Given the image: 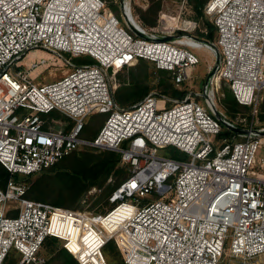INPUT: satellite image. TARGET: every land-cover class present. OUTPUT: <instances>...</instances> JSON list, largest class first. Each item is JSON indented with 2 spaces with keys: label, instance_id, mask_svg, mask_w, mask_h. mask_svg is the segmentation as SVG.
<instances>
[{
  "label": "built area",
  "instance_id": "2783aa9c",
  "mask_svg": "<svg viewBox=\"0 0 264 264\" xmlns=\"http://www.w3.org/2000/svg\"><path fill=\"white\" fill-rule=\"evenodd\" d=\"M132 1L121 0L125 29L103 0H0V164L29 177L94 148L122 154L131 172L106 215L31 200L29 188L11 178L0 188V264L12 257L44 264L39 253L47 238L66 242L78 264H109L105 249L119 239L124 264H250L264 255V160L256 162L264 130L231 122L216 102L226 82L240 105L259 104L264 0H211L206 15L217 28L215 43L192 35L201 27L196 21L179 22L177 36H168L167 24L144 27ZM197 43L216 56L202 93L175 101L154 93L128 109L116 103L111 71L145 60L171 72L181 88L200 64ZM39 49L97 63L72 65L61 80L36 84L20 65ZM95 114L109 117L96 139H84L85 121ZM225 128L231 141L222 139ZM168 148L186 159L161 157Z\"/></svg>",
  "mask_w": 264,
  "mask_h": 264
},
{
  "label": "rangeland",
  "instance_id": "374dc122",
  "mask_svg": "<svg viewBox=\"0 0 264 264\" xmlns=\"http://www.w3.org/2000/svg\"><path fill=\"white\" fill-rule=\"evenodd\" d=\"M106 3V6L108 9H110L114 15H116L119 20L121 21V25L127 29L128 27L125 24V21L122 17V9H121V0H103ZM211 0H208L204 7V17L197 19V14L194 10V7L192 5V0H133L132 1V10L134 17H138V21L141 22L140 16L141 13H146L150 10V8L160 3L161 8L158 12V18H157V24L155 26H144L149 29L159 28V27H168L170 36L174 28L179 27V22L184 21H196L200 24V29L196 30L192 33V35L202 40L205 33L202 31H208L207 30V24L214 25V20L212 17H209L206 15V8ZM116 6L115 10L111 9V6ZM207 17V18H206ZM167 24V26H166ZM182 35V32L177 31L172 36ZM204 41V40H203ZM193 52L198 56L200 59V64L190 73L191 77L188 79L187 83L181 88H176L178 92L184 94L181 98H172L170 96H165L171 101L175 100H183L185 99L190 92L198 93L203 92L204 88L206 87L210 75V70L212 67H214L216 62V56L211 51H209L206 48H200L198 50H193ZM86 60L88 61L89 58H75L71 56L70 54H53L47 50L39 49V50H33L29 52L26 56H24L22 62H21V70L30 72V77L34 80L36 84H50L55 83L59 80H61L66 74L71 72L72 65L78 66L80 65L79 61ZM45 60L46 64L40 66L37 69H33L34 64H41V62ZM147 66H140L132 68H126L122 71H118L114 73L113 71L110 72V82L112 89L114 91V96L117 92V90L126 84H128L130 81H132L135 77H147L148 82L147 84L153 88L152 91L148 94L150 96L154 93H159L160 91L157 89V85L159 80L161 79L159 76L156 75V71L158 70L156 66L152 63H146ZM94 65V64H93ZM189 73V74H190ZM172 85V78L170 81ZM227 92H232L234 95L232 89L230 88L229 84L226 82L221 83V87L219 89V92L216 95V102L218 107L223 109V101L227 98ZM161 94V93H160ZM146 96V98L148 97ZM235 97V95H234ZM236 98V97H235ZM237 100V99H236ZM203 105L206 107V103L203 100ZM262 103H263V94L260 97V101L258 106L251 107V112L249 114L245 115H239L237 118L233 121L238 126L246 127V128H253L254 130H264V121L261 119V109H262ZM172 103H168V108H171ZM133 107V106H132ZM130 107V108H132ZM221 109V110H222ZM264 114V112H262ZM55 121L61 122V123H67L66 119L63 118L61 115H53L50 116ZM85 125L88 127H93L94 122L92 120L86 119ZM98 128V126H97ZM226 129V128H225ZM95 128H91L89 130L84 131L82 134V138L90 140L93 137V133L95 132ZM222 139H226L231 141V137H222ZM241 140L239 137H235L234 140ZM98 150V149H97ZM81 151L90 152L92 154L98 155L104 150H85L83 148ZM159 155L161 157L170 158L172 156V153L170 150H160ZM264 160V148H261L256 153V162L259 165L260 162ZM130 169V168H129ZM131 173V172H130ZM41 177L40 174L37 176L32 177L31 179L22 182L24 183L28 189L32 188L35 181ZM57 180H61V178L56 177V182H54V186L58 185H67L69 181L58 183ZM117 179L114 178V180H109L108 183L102 188L96 186L91 188L89 191L84 193L80 200L75 204V206L78 208L77 211H88L94 214H102L106 215L110 211L114 209L115 206L111 204V198L114 194H110V191L108 189V186L111 183L112 185L116 184ZM51 188V187H50ZM43 191H47L46 186H42ZM54 198H57V195L55 194V197L51 198L52 200ZM160 197H156V200H159ZM122 239L115 240L111 243V247L107 249L106 254L108 256L109 264H124V257L126 255V252L124 251L125 247L123 245ZM60 244L63 248L67 249L66 242L60 240ZM68 250V249H67ZM68 252L73 255L69 250ZM40 258L43 260L44 264H57L56 262H51V258L53 257L52 254H50L49 250L42 249L39 254ZM74 256V255H73ZM75 258V256H74ZM76 259V258H75ZM10 264H17L15 261H11ZM250 264H264V255L258 258L255 261L250 262Z\"/></svg>",
  "mask_w": 264,
  "mask_h": 264
},
{
  "label": "trees",
  "instance_id": "16d2710c",
  "mask_svg": "<svg viewBox=\"0 0 264 264\" xmlns=\"http://www.w3.org/2000/svg\"><path fill=\"white\" fill-rule=\"evenodd\" d=\"M107 1V0H106ZM208 0H192V5L197 14V19L204 17V7ZM161 8L160 3L153 5L150 10L146 13H141L140 19L144 26H155L157 24L158 12ZM112 10L116 9V6H111ZM207 18V17H206ZM207 33L203 36L202 40L215 43L217 40V28L214 25L207 24ZM87 58V57H84ZM89 58V57H88ZM80 65L86 64H96L97 62L89 58L88 61H79ZM148 61L141 60L137 65L131 67V69L140 66H147ZM151 63V62H149ZM153 64V63H152ZM155 65V64H154ZM156 75L161 79L158 82L157 89L160 91L159 94L163 96H170L174 99L181 98L184 94L178 92L175 85L170 83L173 75L171 72L157 70ZM147 77H135L125 86L119 88L114 96L116 103L121 107L128 109L142 102L146 96L152 91L148 84ZM222 111L225 113L227 118L233 122L237 116L247 115L251 112V107L242 106L238 103L232 92H227V98L223 101ZM261 109V119L264 121V92H263V103ZM55 114H51L53 116ZM108 115L106 114H95L90 116L88 119L94 122L93 127L96 129L93 133V137L90 140L96 139L102 128L104 127ZM98 126V128H97ZM93 127L84 126V131L89 130ZM82 133V134H83ZM222 137H233L234 133L224 129ZM85 150L91 151L96 150L94 148H85ZM171 151V158L177 160H185L186 155L175 148H168ZM98 155L92 154L85 151H77L69 157L64 158L59 163H57L52 168L40 173L39 177L32 188L28 191L26 197L47 203L59 208L77 211L78 208L75 204L80 200L81 196L89 191L93 187H104L109 180L117 179L116 184L108 186L110 194L116 191L130 176V167L123 162L122 154L113 151H99ZM36 175L29 177L12 176L6 168L0 164V188L5 189L9 180L14 177L18 182H25ZM56 177L61 178L57 180L58 183L68 182L67 185L54 186L56 182ZM42 186L47 187V191L42 190ZM51 187V188H50ZM53 200L51 198L55 197ZM112 243V242H111ZM111 243L106 247L107 249L111 247ZM48 249L50 254H52L51 262H56L57 264H78L77 260L71 255L66 248H63L60 244V240L56 238H47L43 244L42 249ZM41 249V250H42ZM40 254V253H39ZM107 260L108 256L106 254ZM14 261L13 257L8 261L10 264ZM15 262V261H14ZM109 262V260H108Z\"/></svg>",
  "mask_w": 264,
  "mask_h": 264
},
{
  "label": "water",
  "instance_id": "95a60500",
  "mask_svg": "<svg viewBox=\"0 0 264 264\" xmlns=\"http://www.w3.org/2000/svg\"><path fill=\"white\" fill-rule=\"evenodd\" d=\"M224 126L229 128L232 132H234L237 135H243V134L247 133L245 130L238 129V128H235L233 126L228 125L227 122H224ZM262 136L264 137V133L262 134Z\"/></svg>",
  "mask_w": 264,
  "mask_h": 264
},
{
  "label": "bare ground",
  "instance_id": "6f19581e",
  "mask_svg": "<svg viewBox=\"0 0 264 264\" xmlns=\"http://www.w3.org/2000/svg\"><path fill=\"white\" fill-rule=\"evenodd\" d=\"M128 22L130 24H133L135 26H138V23H137L136 19L133 16L132 17L131 16L129 17ZM196 47H197V49L206 48V47H204V46H202L201 44H198V43H197ZM206 49H208V48H206Z\"/></svg>",
  "mask_w": 264,
  "mask_h": 264
}]
</instances>
